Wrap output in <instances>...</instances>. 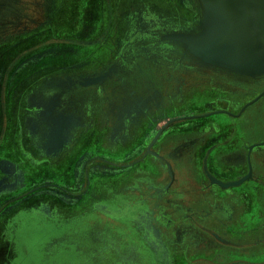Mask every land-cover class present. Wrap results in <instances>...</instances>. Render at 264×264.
I'll return each mask as SVG.
<instances>
[{"label":"flooded vegetation","instance_id":"1","mask_svg":"<svg viewBox=\"0 0 264 264\" xmlns=\"http://www.w3.org/2000/svg\"><path fill=\"white\" fill-rule=\"evenodd\" d=\"M40 1L43 2L39 0L36 6L43 5ZM191 1L109 0V13H113L107 45L110 53L106 62H100L99 72L88 76L97 79L90 84L92 87L80 86L79 83L86 80L78 76L72 85L50 86L41 94V99L45 98L50 104L61 103V109L57 108L55 114L63 111L80 118L79 123L67 128L68 138L60 139L61 143L67 139L71 142L60 152L50 146L49 135L56 127L54 123H38L36 127L30 123L23 138L26 148L44 157L52 171L63 172L59 182L52 180L44 187L53 200L46 203L50 209L40 205L47 213L43 215L60 222L47 225L48 231L54 234L47 241L50 246H64L60 239L74 235L77 228L74 207L80 206L83 197L91 193L101 199L94 210L96 213L78 220V230L84 228L80 226L82 222L89 225L92 220L99 221L100 230L89 237L85 245L88 248L103 232L121 241L126 247L123 256L135 258L137 264H146L145 259L151 264L165 261L169 264H226L224 260L232 257L235 262L242 261L241 264L264 261V256H257L264 253L257 250L258 246H264V150L257 146L250 148L264 141V102L259 100V105L251 111L247 106L240 116L225 115L223 118L230 119L228 121L216 122L210 116L177 119L193 113L199 103L208 108L211 98L219 99V107L240 113L256 95L264 94V73L244 75L212 65L191 52L183 44L189 35L197 32L193 20L197 11L194 9L193 14L191 6H187ZM23 7L22 0H0L1 40L34 27L35 21L31 23L22 12ZM103 105L109 115L96 124L92 114L99 108L101 115ZM91 123L105 126L109 137L97 140L89 153L90 147L87 149L85 145L89 140L76 135L87 130ZM223 136L231 140L226 142ZM142 138L151 140L118 163L99 159L96 153L99 149L113 150L107 148L106 143L111 145L116 139L125 143L124 140ZM218 138L217 142H210ZM83 146L87 150L81 151ZM182 153L191 155L203 188L210 193L212 199L204 204L198 200L188 202L180 193L172 160ZM99 167L107 171L111 167L122 169L117 177L111 175L117 182L113 188L101 187L99 179L105 174L100 170L96 177L87 172L96 169L97 173ZM221 172L229 176L226 181L248 174L250 177L227 191L215 183L211 185V175ZM122 182L124 184L120 185ZM42 189L43 186L38 187L34 193L41 195L38 191ZM219 199L228 200L224 213L222 206H214ZM152 206L154 211L149 210ZM27 217L38 218L37 214ZM200 219L215 231H207L202 225L198 228ZM117 220H123L124 227L132 231L138 243L147 246L144 253L137 250L136 240L127 239L125 231L115 227ZM40 221L44 223V218L39 217ZM15 222H19L18 218ZM65 222L69 224L66 229ZM131 223H137L136 227ZM8 237L0 235V246L9 243ZM28 245L19 240V246L23 247L22 258L29 252ZM9 247L17 252V246ZM55 250L62 252L60 248ZM60 253L54 256L58 264L77 262L76 252L67 258L64 252Z\"/></svg>","mask_w":264,"mask_h":264},{"label":"crops","instance_id":"2","mask_svg":"<svg viewBox=\"0 0 264 264\" xmlns=\"http://www.w3.org/2000/svg\"><path fill=\"white\" fill-rule=\"evenodd\" d=\"M92 1L95 6V0ZM102 1V11H105L102 17L94 7L87 6L81 25L76 22L66 28L64 25L56 26L53 22L57 11L64 4L61 0H43L40 1L42 6L40 3L36 6L39 0H22V12L31 19V23L35 21L32 24L34 27L26 33L0 39V235L9 236V243L6 242L8 246H19L20 239L27 243L30 241L22 232L24 230H19L21 225L15 222L19 214H37L38 218L44 219L50 217L43 215L46 211L41 209V204L45 206L53 202L44 187L55 180L52 174H56V171H52L44 157L27 149L23 138L30 123L35 124V127L38 123L56 124L49 140L68 138L66 124L79 123L80 118L76 114L63 111L55 114L57 108L61 109V103L50 104L45 98L41 99V94L50 86L59 88L63 83L72 85L78 76H82L80 80H86L80 82V86H87V89L92 87L90 84L94 81L88 80L93 78L89 79L88 76L99 72L100 62H106L110 53L107 45L113 13H109V0ZM188 5L193 14L194 9L197 11L193 20L198 34L204 18L203 5L200 0H193ZM101 109V115L98 113L99 108L92 114L96 124L105 121L109 115L105 105ZM76 137L89 140L85 145L87 149L90 147L89 153H92L95 141L108 138L109 131L105 126L91 123L87 130H81ZM99 181L104 190L113 188L117 183L108 174L100 177ZM42 186V191H38L42 194L36 195L34 190ZM100 200L90 193L83 197L80 206L74 207L77 228L72 234L80 241L76 243L81 245L80 251L88 248L85 245L89 237L99 232L100 226L99 221L92 220L89 225L78 230L79 217L88 218L96 213L94 210H97ZM46 207L50 209V206ZM63 240L59 242L63 243ZM257 250L264 252V246H258ZM257 256H264V253Z\"/></svg>","mask_w":264,"mask_h":264},{"label":"rangeland","instance_id":"3","mask_svg":"<svg viewBox=\"0 0 264 264\" xmlns=\"http://www.w3.org/2000/svg\"><path fill=\"white\" fill-rule=\"evenodd\" d=\"M61 1L64 4L57 11L55 18H54V21H53L54 25H56V26H59V25L63 26L64 25V26H66V28L67 27L70 28L76 22H77V24L81 25V23L83 22L82 19L84 18V14H85L84 10H85V8H87V6L94 7L93 9L100 15V17H102L103 14H105V11L104 12L102 11L103 6L101 3V0H95V3H94L95 6H93L92 0H89V2H87L88 0H61ZM183 44L186 45L185 42ZM210 64L219 66V65L213 64V63H210ZM206 69H207V67H206ZM239 73L244 74V75H248V74H245L242 72H239ZM248 76H257V75H248ZM255 94L256 93H254L252 96H249L248 100H251ZM255 97H254L255 99L253 98V100L248 102L249 103L248 105H245L242 108L240 113L235 114L233 112V110H231L230 108L224 109L222 107H219L220 106L219 99L215 98L216 99L215 100V99L211 98V100H210L211 105L208 108L206 106L202 107L203 104L199 103L197 108H196L197 110H194V112L190 113L188 116L179 117L178 119L180 121H182L185 119H192V118L202 119V118H205V117L207 118L210 116L211 119L216 120V122H219V120L222 121V119L224 121H228L230 119L223 118V117H225V115L229 116L230 118L232 116H238V115L240 116L241 112H243V110L247 106L249 107L248 110L251 111V110H253V108L257 107V105H259V103H258L259 100L261 102H264V98H263L264 94L263 93L258 94ZM207 109H209V110H207ZM205 110H207V111H205ZM199 111H205V112L198 113ZM185 112H188V111L185 110ZM184 114H186V113H184ZM163 120H165V119H163ZM66 126H67V128H70L72 126H75V123L74 122L67 123ZM224 136H225V134H224ZM224 138H226V140H227L226 142H229L231 140L230 138H227V137H224ZM150 140H151L150 138L128 139V140H124L125 143H123V140L116 139L115 142L112 143L111 145H109V143H106L107 148H114L113 150L110 149L109 151H106L104 149H99V151L96 153H98L99 159L105 158V160H107L109 163H118L119 160H122V158H124L125 156L128 157L129 154H133L134 153L133 151L144 148L146 145H148ZM218 140H219V138L213 139L210 142H214V141L217 142ZM50 142H51L50 146H51V148H53L52 150H55L58 152H60V150L64 147V145L66 143L68 145L71 143L69 139H67L65 143L64 142L61 143L60 140H56V139H52V140L50 139ZM136 142H137V144H136ZM233 142L235 144V141H233ZM67 144L65 146H67ZM95 144H96V141H95ZM84 146L82 147L81 151L87 150V149H85L86 147H84ZM255 146L260 147L261 149L264 150V141H259L255 144L251 145L250 148H253ZM99 148H102V147L100 146ZM126 149L128 150V152ZM81 151H80V153H81ZM254 154H257V153H254ZM172 161L174 162V164L176 166L175 172L177 175V180L179 182L178 188L180 189V193L182 195L186 196L185 198L188 199L187 200L188 202H191V201L195 202L198 200L199 202H203V204H204V202L207 201V199H212V198H210V193L208 191H206V189L203 188L204 183H203L202 179L198 176L199 171L197 168H195L193 162L191 161V155L189 153H182V154L176 156L175 160H172ZM179 164H181V167H178ZM88 168H91V167H88ZM95 170L96 169H93V171L88 170L87 172L90 174L92 173V175H95L94 177H96L97 175L98 176L100 175V173H98L99 170L101 171V174H105V175L108 174V175H110V177H112V176L117 177L119 174L122 173V171H121L122 169L117 168V167H113V168L111 167L110 170H108V171L107 170H101L99 167L97 169L98 170L97 173ZM58 173L59 174H57V172H56V174L55 173L52 174V177L55 178L56 183L59 182L60 177H61L63 172H58ZM217 174L214 173L215 176L211 175L212 176L211 177V180H212L211 185H213V183H215L217 185H220L223 189H226L227 191H230V188H232V187L233 188L236 187L235 185L223 186L222 183H230V182H234L236 180L226 181L229 179V176L223 175L222 172L219 175H217ZM245 176L250 177L249 174L245 175ZM231 179H233V177ZM237 180H239V179H237ZM245 180H243V182ZM67 187H65V188L67 189ZM52 192H54V191L52 190ZM63 194L66 195L67 193L63 191ZM226 201H228V200L219 199L214 206H216V207L222 206V213H224V209H226L227 206L229 205ZM247 206L249 209L250 203H248ZM102 207L105 208V206H102ZM23 209H25V207H23ZM256 209H258V208H254L255 211H256ZM149 210L154 211L153 206L150 207ZM27 216H29V214H26V213L19 214L18 215L19 222L17 223V224H20L22 227L19 230L20 231L24 230L22 232L30 238L29 245L26 246L27 247L26 250L29 251L27 253V256L25 258L21 257V252L23 250L22 249L23 247L17 246L16 247L17 252H16L15 248L12 249L11 247L7 246V244H5L3 246H0V264H58V261L55 259L54 256H56V254H58L60 252L55 250V248H60L62 250V252H64L65 258L70 257V255L74 254L75 252L78 254V255L76 254L77 262L73 263L72 261H70V262H67L65 264H72V263L73 264H137L135 258L127 257L126 255L123 256L124 249L126 247L125 246L123 247L121 241H119L116 238L111 237L109 234L103 233V232L100 233L97 241H94V243L92 242L90 244L89 248H87L83 251L79 250L81 248L76 243H78L80 241L77 238L75 239V235L65 236L63 238L64 239L63 241H65L66 243H62L64 246H62V245L61 246H47V244H48L47 241L54 235L48 231L47 225L48 224H55V223L60 224L59 220L45 218L44 223H42L43 221L38 222V218H35V217L30 218ZM197 221H198V223H200L197 226L198 228L201 227V225H202L205 228V230H207V231L211 232L214 230L213 226H211V225L208 226V225L204 224L203 220L200 219ZM196 222H195V225H196ZM124 223L125 222L123 220L122 221L117 220L116 221L117 225L115 223L114 224H115V227L118 230H120L121 232H123V230L125 231L127 239L136 240L135 238H137V237H135L132 234V231H130L129 229L124 227ZM118 224H119V226H118ZM86 225H87V222L80 223V226H82V228L85 227ZM136 225H137V223H136ZM136 225L134 223H131V226L136 227ZM66 227H69V224L65 222V228L64 229H66ZM6 230H8V229H6ZM19 230H18V232H19ZM66 234H68V233H66ZM66 234H64V235H66ZM222 237H225V236H222ZM57 238H60V237L58 236ZM232 238H233L232 240L235 239L234 235H232ZM221 241H223V238ZM135 242L137 244H139L137 240ZM224 242H226V241H224ZM229 242L233 243V241L227 240V243H229ZM146 247L147 246H143V244L142 245L139 244L137 246V250L144 253ZM148 247H150V246H148ZM230 249H232V248H230ZM17 255L19 258L16 259ZM20 258H22V260ZM232 258L233 259H231V260H224V262L226 261L225 262L226 264H230V263L231 264H241V263H243L242 261L241 262L240 261L235 262L236 259H234V257H232ZM168 259H169V256H168ZM145 263L151 264V262L146 261V259H145ZM164 264H169V263H167V261H165ZM183 264H185V263H183ZM259 264H264V261L260 262Z\"/></svg>","mask_w":264,"mask_h":264},{"label":"water","instance_id":"4","mask_svg":"<svg viewBox=\"0 0 264 264\" xmlns=\"http://www.w3.org/2000/svg\"><path fill=\"white\" fill-rule=\"evenodd\" d=\"M200 1L203 5L204 15L201 21L202 27L198 34L189 35L192 42L183 41L188 49L208 63L217 64L248 75H261L262 73L252 70V64L248 57L236 45L237 33L235 27L240 25L253 33L257 21L262 18L258 17L257 12L250 10L251 7L246 0ZM255 34L253 33V35ZM248 178L249 176H244L234 182L222 184L223 186H237Z\"/></svg>","mask_w":264,"mask_h":264},{"label":"bare ground","instance_id":"5","mask_svg":"<svg viewBox=\"0 0 264 264\" xmlns=\"http://www.w3.org/2000/svg\"><path fill=\"white\" fill-rule=\"evenodd\" d=\"M251 7L250 10L257 12L259 19L253 33L244 29L242 26L235 27L237 38L236 45L242 53L248 57L251 62L252 70L264 73V0H246ZM254 6V7H253ZM187 42H192L191 36L185 39ZM262 40V41H261Z\"/></svg>","mask_w":264,"mask_h":264}]
</instances>
